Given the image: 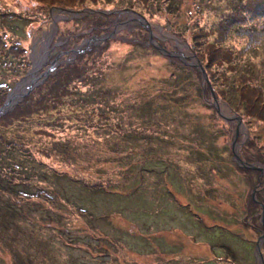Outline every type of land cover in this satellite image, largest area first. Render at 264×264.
Here are the masks:
<instances>
[{"label": "rangeland", "instance_id": "obj_1", "mask_svg": "<svg viewBox=\"0 0 264 264\" xmlns=\"http://www.w3.org/2000/svg\"><path fill=\"white\" fill-rule=\"evenodd\" d=\"M38 1L0 0V105L48 38L80 73L0 116V264H258L264 0Z\"/></svg>", "mask_w": 264, "mask_h": 264}, {"label": "trees", "instance_id": "obj_2", "mask_svg": "<svg viewBox=\"0 0 264 264\" xmlns=\"http://www.w3.org/2000/svg\"><path fill=\"white\" fill-rule=\"evenodd\" d=\"M38 3L42 4V6H44L45 11H46V5H45L46 4V0H39ZM0 38L2 39L1 36H0ZM25 63L27 64V67L28 66H31V62H30L29 59L26 60ZM26 64H25V66H26ZM78 69H80V68H79V66H78L77 63L68 64V65H62L57 70V72L54 74V76H53V78L55 77L54 79L53 78L51 79V77H50L49 80H48V78H47V80L44 83L36 86L37 88L35 87L34 88L35 90L33 89L34 91L32 93L30 92V94L28 96H26V98L23 99L22 101H24V103L27 102V101L30 102V100H31V98L33 96H35L36 94L41 93L44 90H46V106H47V104L49 103V99L50 98L52 99V97L53 96H56L57 94H59L60 91L62 92L64 90H66V88L68 87V85H70V83H72V81L75 79L74 77H76V75H78L80 73L78 71ZM52 80H56V81H52ZM20 105L21 104H19V105L16 106V109H15V111H14L13 114H19V115H21L20 113H21V111H22L23 108L20 107ZM1 176L3 177V179L7 180L8 182H13V178L8 177V173H5V172L2 171V157H0V177ZM41 192L42 191L37 192V193L20 192V194L24 198V201H29L30 202V201H36L37 199H40V198L46 199V193H44L42 195ZM43 192H45V191H43ZM17 194H19V192H17ZM258 205H260L259 207H261V209H263L262 204L259 203ZM50 214H52L51 211H50ZM19 215L22 216V217H27L29 214L22 213V214H19ZM39 220L42 223H46V215H41L40 217H38V221L36 222V224L40 226ZM9 223L13 225V223H11V221H9ZM1 224L3 225L2 218H1V221H0V225ZM36 224H35V226H36ZM259 226H260V228H255V229H260V231H261V229H264V225L263 224H259ZM22 235H24V234H22ZM3 237H4V235H1L0 236V238L3 241V243L9 242L10 240H12L11 241V244H10V247H11V250L13 251L12 248L14 246V244H13V239L14 238L12 239V238H9L8 237L6 239V238H3ZM22 240H19V241H22ZM29 240H30V237H29L28 241ZM17 244H15V245H17ZM32 249L35 252H37L38 255H39V250H38L37 247H34Z\"/></svg>", "mask_w": 264, "mask_h": 264}, {"label": "water", "instance_id": "obj_3", "mask_svg": "<svg viewBox=\"0 0 264 264\" xmlns=\"http://www.w3.org/2000/svg\"><path fill=\"white\" fill-rule=\"evenodd\" d=\"M65 12L70 11V10H64ZM73 12V11H72ZM135 20L137 19L136 17H133ZM138 20V19H137ZM139 21V20H138ZM141 22V21H140ZM107 37V36H106ZM104 37V39L106 38ZM48 40V39H47ZM79 52V48L75 49L73 51V53H78ZM179 57H182L181 55H178ZM59 64L58 59H54L47 68H45V70L43 71L42 75L43 78L41 80H39L38 76H35L32 81L27 85V87L21 91L18 94H14V92L16 91L18 85L26 78H23L21 82H19L16 87L9 93L6 101L4 102V104L2 106H0V116L4 115L5 113L11 111L14 109L15 105L18 104V102H20L21 100H23L30 92L33 91V89L42 84L51 74V72L57 67V65ZM197 64L200 68V70L202 71L203 75H204V79L208 80L207 78V74L205 72V69L203 68V66L201 65V63L197 60ZM42 65V64H41ZM41 65L38 67V69L36 71H38L41 68ZM34 71L33 69H31L28 73V75L32 74ZM27 75V76H28ZM14 94V95H13ZM15 97L16 101H11L12 98ZM215 106L217 107L218 111L220 112V105L219 103L215 100ZM219 106V107H218ZM225 117V116H224ZM227 119H230V117H225ZM232 118L236 119L238 121V125L241 126L242 125V118L240 116H236L233 115ZM241 144L236 142V138L234 140L233 143V156L235 161L244 168H250V169H257L260 170L261 172L264 171V167L255 165V164H250L247 163L246 161H244L239 153V147ZM263 206V213H262V222L264 225V205ZM264 242V233L262 234V236L258 239L257 243H256V247H255V252H256V259L258 261V264H264V255L262 252V244Z\"/></svg>", "mask_w": 264, "mask_h": 264}, {"label": "bare ground", "instance_id": "obj_4", "mask_svg": "<svg viewBox=\"0 0 264 264\" xmlns=\"http://www.w3.org/2000/svg\"><path fill=\"white\" fill-rule=\"evenodd\" d=\"M138 23H140V21H138V20H135L133 17H127V22H124V23H121V24H132V25H136V24H138ZM121 24H118V26H120ZM164 36H168V35H164ZM48 40H49V38H48ZM47 40V42L46 41H44V43L42 44V51L41 52H37V50H33V53H32V55H31V58H32V60H33V63H34V66H33V73L32 74H30L26 79H24L19 85H18V87H17V89H16V91L14 92V94H18V93H20L21 91H23L26 87H27V85L32 81V79L36 76V70L38 69V67L47 59V57H48V53H49V51H48V45H49V41ZM91 40H93L92 38H90V39H88V41H86L87 43H89ZM100 40V39H99ZM99 40H96V41H99ZM13 94V95H14ZM15 97H13L12 98V100L11 101H15ZM220 105V108L222 109V106H224L225 107V105L224 104H219ZM227 106V105H226ZM222 111H223V113L225 114V115H227V116H229V117H232L231 115L232 114H227L225 111H224V109H222ZM241 132H244L243 131V128L241 127Z\"/></svg>", "mask_w": 264, "mask_h": 264}, {"label": "flooded vegetation", "instance_id": "obj_5", "mask_svg": "<svg viewBox=\"0 0 264 264\" xmlns=\"http://www.w3.org/2000/svg\"><path fill=\"white\" fill-rule=\"evenodd\" d=\"M260 232L263 234V233H264V230H261ZM262 234L260 235V237L262 236ZM260 237H259V238H260ZM259 238H258V239H259ZM263 243H264V242H263ZM257 263H258V261H257Z\"/></svg>", "mask_w": 264, "mask_h": 264}]
</instances>
